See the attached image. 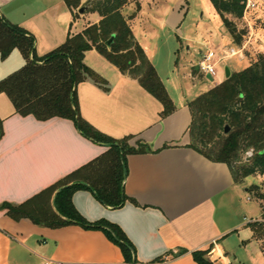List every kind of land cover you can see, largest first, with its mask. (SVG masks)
<instances>
[{"label": "crops", "instance_id": "crops-1", "mask_svg": "<svg viewBox=\"0 0 264 264\" xmlns=\"http://www.w3.org/2000/svg\"><path fill=\"white\" fill-rule=\"evenodd\" d=\"M88 12L86 8L76 16L64 0H0V14L34 35L38 56L61 45L68 34L100 20L99 16L75 30L77 20ZM140 45L151 60L147 46ZM16 51L4 60L0 57L7 61L3 74L24 65ZM84 62L107 81L108 89L91 80L78 84L82 118L110 137L134 136L149 150L126 158L123 189L128 200L121 207L111 208L92 191L78 190L72 196L78 213L88 222L103 219L118 225L134 246L137 264H198L192 252L213 244L218 260L206 255L212 264H264L263 236L244 220L260 212L259 204L254 213L253 206L242 202L241 191L248 195L253 184H244V179L236 182L225 163L213 162L188 147L191 92L182 91L176 102L162 81L174 110L161 117L162 104L95 49L85 53ZM203 75H193L191 69L187 73L190 81ZM0 123V205L23 203L107 149L68 119L41 121L11 108L0 115ZM46 261L126 264L120 247L102 230L77 223L41 226L26 217L15 220L0 208V264Z\"/></svg>", "mask_w": 264, "mask_h": 264}, {"label": "trees", "instance_id": "trees-1", "mask_svg": "<svg viewBox=\"0 0 264 264\" xmlns=\"http://www.w3.org/2000/svg\"><path fill=\"white\" fill-rule=\"evenodd\" d=\"M80 1L64 0L72 11L80 7ZM210 1L232 41L239 43L240 36L225 14L241 16L243 3L240 0ZM127 3L128 0L88 1L85 7L97 12L100 20L80 32L68 34L61 45L43 56L36 54L32 33L0 14V57L5 59L16 49L25 60L22 67L0 80V93L7 95L14 112L21 116L32 115L41 121L71 120L82 134L107 147L98 157L23 203H3L0 208L15 220L26 217L41 226L58 228L77 223L84 228L102 230L120 247L126 264H137L134 246L118 225L103 219L88 222L72 202L76 191L89 190L104 205L121 207L128 200L123 189L126 158L129 154L149 150L148 144L134 136L110 137L82 118L76 91L78 84L91 80L100 88L108 89L107 81L85 64L88 50L95 49L122 74L136 79L162 104L161 117L174 110L154 65L133 35L129 18L122 13ZM112 35L113 40L107 46L106 41ZM187 105L190 111L188 147L213 162L225 163L236 182L264 167V52L257 53L245 69L231 72ZM225 125L229 127L226 133ZM249 149L253 151L251 164L237 163L241 153ZM255 187L253 184L250 191ZM251 225L257 228L254 231L261 230L260 226ZM208 251L209 248L195 250L192 256L198 264H212L206 257Z\"/></svg>", "mask_w": 264, "mask_h": 264}, {"label": "rangeland", "instance_id": "rangeland-1", "mask_svg": "<svg viewBox=\"0 0 264 264\" xmlns=\"http://www.w3.org/2000/svg\"><path fill=\"white\" fill-rule=\"evenodd\" d=\"M88 1L92 0H81L80 6H86ZM74 11L77 16V9ZM122 13L130 19V27L136 40L147 46L151 63L176 102L182 97V91L189 90L193 95L190 99L192 100L206 91L207 86L223 81L226 78V69L239 72L249 65L257 53L264 52V0H259L256 9L247 11L245 15L244 7L241 16L225 14L240 36L237 44L232 41L210 0H131L123 7ZM98 17L97 12H88L84 18L77 20L75 30H81L88 21L93 22ZM243 44H246L244 56L230 57L219 62L214 77L203 75L204 77H198L194 81L187 77L190 69L193 75L199 73L195 64L199 53L204 49L238 48ZM92 54L95 56L96 53ZM3 60L0 58V79L7 75L2 72L7 62L3 63ZM11 108L13 106L7 95L0 93V115ZM247 151L241 153L239 161L245 157ZM248 160L246 164H251V157ZM263 172L264 167L258 168L253 175L244 178V184L261 183ZM241 192L242 202L247 207L253 206L254 213L258 212L257 201H247V193L243 190ZM260 233L264 235L263 227Z\"/></svg>", "mask_w": 264, "mask_h": 264}, {"label": "built area", "instance_id": "built-area-1", "mask_svg": "<svg viewBox=\"0 0 264 264\" xmlns=\"http://www.w3.org/2000/svg\"><path fill=\"white\" fill-rule=\"evenodd\" d=\"M240 1L244 5V15H245L247 11L256 9L259 0H240ZM248 27L251 28L249 23H248ZM245 46L246 44H243L238 48L223 47L220 50L206 48L199 53V57L196 63L197 70L208 77H214L216 75L217 64L222 60L230 57H235V56L243 57ZM246 200L257 201V203L259 204L260 212L256 217L244 218L245 222L247 224H255L264 228V172L262 175V182L256 184V187L253 188L246 196ZM213 243L215 242L213 241ZM263 243H264V235H263ZM215 254H216L215 244H213V247L209 248L207 255L214 262L218 260V256H215ZM44 264H62V263L46 261Z\"/></svg>", "mask_w": 264, "mask_h": 264}, {"label": "water", "instance_id": "water-1", "mask_svg": "<svg viewBox=\"0 0 264 264\" xmlns=\"http://www.w3.org/2000/svg\"><path fill=\"white\" fill-rule=\"evenodd\" d=\"M85 9H86L85 6H80V7L77 9V12H78L79 14H83V13L85 12ZM113 37H114V35H112V36L106 41L107 46H109V45L111 44V42H112V40H113ZM229 75H230V72L228 71V69H226V77H228ZM228 130H229L228 125H225V127H224V133H226Z\"/></svg>", "mask_w": 264, "mask_h": 264}, {"label": "clouds", "instance_id": "clouds-1", "mask_svg": "<svg viewBox=\"0 0 264 264\" xmlns=\"http://www.w3.org/2000/svg\"><path fill=\"white\" fill-rule=\"evenodd\" d=\"M252 155H253V151L249 149L246 152L245 157H242V159L240 161H237V163H245V164L248 163L249 162L248 158H250Z\"/></svg>", "mask_w": 264, "mask_h": 264}, {"label": "bare ground", "instance_id": "bare-ground-1", "mask_svg": "<svg viewBox=\"0 0 264 264\" xmlns=\"http://www.w3.org/2000/svg\"><path fill=\"white\" fill-rule=\"evenodd\" d=\"M216 255H217V254H216ZM216 255H215V256H216Z\"/></svg>", "mask_w": 264, "mask_h": 264}]
</instances>
